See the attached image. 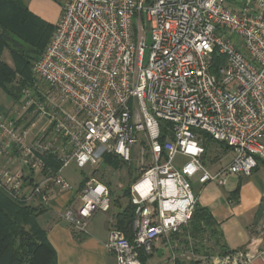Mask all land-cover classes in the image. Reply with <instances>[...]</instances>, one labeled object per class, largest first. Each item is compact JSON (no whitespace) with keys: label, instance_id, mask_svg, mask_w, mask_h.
<instances>
[{"label":"built area","instance_id":"1","mask_svg":"<svg viewBox=\"0 0 264 264\" xmlns=\"http://www.w3.org/2000/svg\"><path fill=\"white\" fill-rule=\"evenodd\" d=\"M60 10L32 66L33 93L0 112V190L50 209L73 190L67 170L112 153L129 162L142 134L153 162L130 187L133 239L114 226L106 243L117 264H142L141 253L191 222L195 180L224 187L264 161V0H65ZM202 135L229 149L228 164L213 170ZM92 176L60 214L75 233L111 209L109 188ZM258 258L264 240L256 252L201 257ZM177 261L173 252L161 264Z\"/></svg>","mask_w":264,"mask_h":264},{"label":"crops","instance_id":"2","mask_svg":"<svg viewBox=\"0 0 264 264\" xmlns=\"http://www.w3.org/2000/svg\"><path fill=\"white\" fill-rule=\"evenodd\" d=\"M30 12L38 16L44 23L55 28L61 15L65 0H22ZM6 62V61H5ZM8 64V62H6ZM0 90V112H5L14 102ZM9 98V97H8ZM47 123L42 119L32 135L37 136ZM231 159L232 155L230 154ZM217 168L213 167V170ZM78 169L71 167L66 177L73 190L53 199L52 207L39 216L38 224L46 231L47 238L57 253L58 264H117L116 257L106 249L109 232L117 222L113 212H98L92 217L88 230L77 240L73 231L62 221L60 214L77 198L79 189L86 178L77 177ZM197 203L208 210L217 227L221 244L229 251L244 250L256 252L264 240V212L259 216V208L264 203V164L261 162L250 177L230 176L228 184L220 187L213 183L200 185L193 182ZM264 209V208H263ZM171 241L161 238L156 243L155 253L150 262L161 264L173 252L177 253V264H209L201 259L203 255L196 254L192 248H186L182 236ZM163 250V257L158 252ZM193 253L195 258L192 256ZM199 261V262H197ZM249 264H264L258 258Z\"/></svg>","mask_w":264,"mask_h":264},{"label":"trees","instance_id":"3","mask_svg":"<svg viewBox=\"0 0 264 264\" xmlns=\"http://www.w3.org/2000/svg\"><path fill=\"white\" fill-rule=\"evenodd\" d=\"M54 29L30 12L22 0H0V90L14 103L23 100L24 96L20 95L22 89L30 87L34 90L35 80L29 58L32 55L36 60L43 53ZM10 45L15 47L10 51L16 69L2 59L3 50H8ZM17 75L21 77V85L11 87ZM105 159L110 166L118 167V161L113 160L110 154ZM128 195L129 204L118 214L116 227L132 240L134 207L130 203V191ZM263 208L264 203L259 208L258 216L264 212ZM47 210L14 200L0 190V264H58L57 253L46 231L38 224L39 216ZM195 211L188 226L180 234L173 235L172 240L182 236L186 248L207 257L232 253L221 244L220 233L208 210L197 203ZM73 234L77 240H81V234ZM152 257L153 254L141 253L140 260L142 264H150Z\"/></svg>","mask_w":264,"mask_h":264},{"label":"rangeland","instance_id":"4","mask_svg":"<svg viewBox=\"0 0 264 264\" xmlns=\"http://www.w3.org/2000/svg\"><path fill=\"white\" fill-rule=\"evenodd\" d=\"M18 41V40H17ZM20 42V41H19ZM15 49L14 45H10L9 49H5L2 52V59L13 67L17 68L16 63L12 57L11 51ZM148 54V50H147ZM34 56L31 55L30 62H28L32 68L33 63L35 61ZM21 77L17 75V77L13 80L11 87H18L21 85ZM42 90H48L47 87L43 86ZM25 91H30L33 93V89L25 88L20 91V95L24 96ZM6 101H9V98H5ZM12 109L11 106L5 111L9 112ZM24 121L21 123L23 126L28 123L31 119L32 114H25ZM202 143L205 145L207 150V160L206 162L210 165H213L214 168H219L223 165H226L230 162L231 156L229 149L220 143L211 142L206 135H202ZM104 155L101 159V162L96 168H92L87 166L85 169L77 170V177L79 174L83 177H92L96 180L104 183L110 190L112 205L110 212L115 213V220L117 222L118 214L124 211V208L129 204V195L128 191H130V187L132 184L138 179V177L143 173V170L148 168L152 162L153 158L150 153V148L148 146L147 140L145 136L141 134L138 136V141L136 146L132 149L131 158L128 161H124L122 158L117 156L116 154H110L113 160L118 161V167H112L109 163H107ZM184 158L178 156L176 158V163H183ZM153 264V262H150Z\"/></svg>","mask_w":264,"mask_h":264},{"label":"water","instance_id":"5","mask_svg":"<svg viewBox=\"0 0 264 264\" xmlns=\"http://www.w3.org/2000/svg\"><path fill=\"white\" fill-rule=\"evenodd\" d=\"M149 1H151L152 2V0H149ZM163 250H160L159 252H158V256L159 257H163V252H162Z\"/></svg>","mask_w":264,"mask_h":264}]
</instances>
